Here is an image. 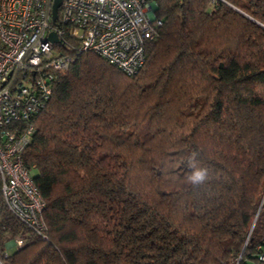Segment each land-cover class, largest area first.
Segmentation results:
<instances>
[{"label":"trees","instance_id":"trees-1","mask_svg":"<svg viewBox=\"0 0 264 264\" xmlns=\"http://www.w3.org/2000/svg\"><path fill=\"white\" fill-rule=\"evenodd\" d=\"M156 16L137 73L74 48L56 73L22 153L46 228L0 192V264H264V0Z\"/></svg>","mask_w":264,"mask_h":264},{"label":"built area","instance_id":"built-area-1","mask_svg":"<svg viewBox=\"0 0 264 264\" xmlns=\"http://www.w3.org/2000/svg\"><path fill=\"white\" fill-rule=\"evenodd\" d=\"M52 4L0 0V192L7 208L37 233L46 228L44 200L22 153L34 131L30 117L49 99L56 73L70 67L74 48L135 74L161 25L158 0H61L55 20Z\"/></svg>","mask_w":264,"mask_h":264},{"label":"clouds","instance_id":"clouds-1","mask_svg":"<svg viewBox=\"0 0 264 264\" xmlns=\"http://www.w3.org/2000/svg\"><path fill=\"white\" fill-rule=\"evenodd\" d=\"M199 161L196 159L195 154L189 160V168L191 173L189 180L193 184H201L208 178V169L205 167L199 166Z\"/></svg>","mask_w":264,"mask_h":264},{"label":"water","instance_id":"water-1","mask_svg":"<svg viewBox=\"0 0 264 264\" xmlns=\"http://www.w3.org/2000/svg\"><path fill=\"white\" fill-rule=\"evenodd\" d=\"M61 4V0H53V4H52V20H55L57 17V10L58 7ZM50 38L52 39H56L55 34L54 33H50Z\"/></svg>","mask_w":264,"mask_h":264},{"label":"rangeland","instance_id":"rangeland-1","mask_svg":"<svg viewBox=\"0 0 264 264\" xmlns=\"http://www.w3.org/2000/svg\"><path fill=\"white\" fill-rule=\"evenodd\" d=\"M13 244H14V240H10L7 245H13Z\"/></svg>","mask_w":264,"mask_h":264}]
</instances>
